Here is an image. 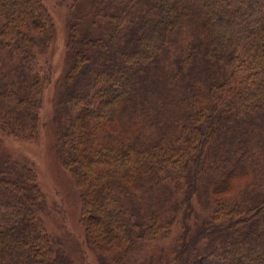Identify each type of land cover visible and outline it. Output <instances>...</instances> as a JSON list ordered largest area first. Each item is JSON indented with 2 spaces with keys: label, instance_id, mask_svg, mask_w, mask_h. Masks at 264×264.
Masks as SVG:
<instances>
[{
  "label": "trees",
  "instance_id": "16d2710c",
  "mask_svg": "<svg viewBox=\"0 0 264 264\" xmlns=\"http://www.w3.org/2000/svg\"><path fill=\"white\" fill-rule=\"evenodd\" d=\"M65 27L56 154L101 263L264 264V0H74ZM54 36L42 0H0L7 135L40 133ZM46 208L0 138V264H74Z\"/></svg>",
  "mask_w": 264,
  "mask_h": 264
},
{
  "label": "rangeland",
  "instance_id": "374dc122",
  "mask_svg": "<svg viewBox=\"0 0 264 264\" xmlns=\"http://www.w3.org/2000/svg\"><path fill=\"white\" fill-rule=\"evenodd\" d=\"M51 11L55 23L54 41L46 54L39 57V64L50 66L51 81L46 86L40 110V133L37 138L23 140L7 135L0 128V138L4 155L14 159L28 158L34 163L38 182L45 194L47 208L44 221L49 233L62 239L66 252L74 264H102L98 254L87 242L85 229L81 223V190L74 183L72 175L65 170L56 154V124L53 117L56 111L55 96L59 79L66 63V21L70 5L74 0H42ZM44 66V65H43ZM42 66V68H43ZM208 197L207 194H204ZM211 209V206L208 210ZM167 243V244H166ZM166 240L163 245H168ZM162 245L154 248L145 246L137 250V260L153 259L161 261ZM134 258V254L132 255Z\"/></svg>",
  "mask_w": 264,
  "mask_h": 264
}]
</instances>
